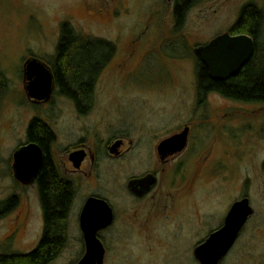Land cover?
I'll return each mask as SVG.
<instances>
[{"label":"rangeland","instance_id":"rangeland-1","mask_svg":"<svg viewBox=\"0 0 264 264\" xmlns=\"http://www.w3.org/2000/svg\"><path fill=\"white\" fill-rule=\"evenodd\" d=\"M245 4L261 12L256 38L263 53L264 0H188L178 23L174 0H0V253H26L42 235L36 185L21 184L12 168L36 118L54 131V160L75 187L64 243L46 264H77L82 257L78 216L90 190L105 192L115 211L100 264H201L195 246L242 196L253 212L217 264H264V102L196 95L193 81L192 48L232 27ZM62 30L107 48L75 54L76 62L92 51L95 61L105 60L78 105L54 84L46 99L25 90V61L35 58L51 70ZM182 124L191 128L183 155L161 163L148 153L145 137L154 147ZM86 129L92 137L80 144ZM121 134H127L124 154L108 160L99 145ZM78 144L88 150L89 178L67 171V151ZM144 166L156 169L158 179L132 200L125 182Z\"/></svg>","mask_w":264,"mask_h":264},{"label":"water","instance_id":"water-1","mask_svg":"<svg viewBox=\"0 0 264 264\" xmlns=\"http://www.w3.org/2000/svg\"><path fill=\"white\" fill-rule=\"evenodd\" d=\"M253 50V40L246 34H219L207 43L193 49L194 54L205 65L210 78L222 80L235 73L250 57ZM24 75L27 80L25 90L33 99H46L52 86V76L49 70L35 58L27 59L24 65ZM186 128L180 133L162 139L157 146L158 152L179 150L185 143ZM83 157L81 151H73L69 158L78 165ZM42 161V151L35 142H28L18 147L13 153L14 177L23 183L30 182ZM155 176L151 173L141 177L131 178L128 188L135 194L146 192L154 183ZM253 208L248 198L243 196L232 202L224 216L223 224L212 231L208 237L194 248V256L201 264H217L221 257L231 248L235 238L252 214ZM111 208L107 202L95 196H89L84 201L79 214V227L84 241V253L77 264H100L103 248L97 238V232L112 222Z\"/></svg>","mask_w":264,"mask_h":264},{"label":"flooded vegetation","instance_id":"flooded-vegetation-1","mask_svg":"<svg viewBox=\"0 0 264 264\" xmlns=\"http://www.w3.org/2000/svg\"><path fill=\"white\" fill-rule=\"evenodd\" d=\"M237 19H238V17H237ZM234 24H235V22H234ZM233 27H234V25L232 27L228 28L227 30H224L223 32L216 34L215 36H217L219 34H222V33H225V32L228 33L229 35L246 34L253 40V50H252V53H251L250 57L247 59V61H245L238 68V70L235 73L227 76L226 78L222 79L221 81L225 82L228 85L227 87H228L230 92H239V93H242V94L250 93V97L245 96L244 98L238 100V101H240L243 104L264 102V89L259 87L257 85V82H256V84L254 83L251 86L246 85V83H242L243 80H246L248 70H253L255 72V74L256 73L261 74V72L264 71V62H263L264 56L262 54H258V50H257V45L258 44H257V41L254 38L252 33L240 32V31L233 32L232 31ZM234 30H237V29H234ZM104 42L105 41H100V40H94L93 41V43H96V44L101 45V46H102V43H104ZM207 42H204V43H201V44H198V45H203V44H205ZM198 45H196V46H198ZM195 47L192 48L193 59H194L193 60V62H194L193 81H194L195 94L196 95H199V94L205 95V94H208V93L220 94V92L212 85L213 84L212 81L214 79L210 78V76L208 74V70L206 69L205 65L194 54L193 49ZM109 53H108V55H109ZM104 63L105 62H103V60L92 61L90 66L88 67L89 68L88 71H86L85 73H80L81 71H77V69H74V70L66 72L67 74L65 73L66 78L70 79L72 77H77V78H80V79H84L80 83H85L88 86L89 92L92 93V88H93L94 81L97 79V77H99V73L101 71V67H102V65H104ZM54 65H55V63L52 64V69L51 70L49 68H47V69L49 70V72H50V74L52 76V85L54 84L55 88H57L58 91L62 93L63 89L61 88V85L58 83V80L56 78V68H55ZM256 75H258V74H256ZM201 78L203 79L202 83H201ZM206 80H207V82H206ZM238 81H240L239 87L237 85ZM51 87H53V86H51ZM67 88H68V90L75 92L77 95L81 94V92H82V91L81 92L78 91V90H81L80 86H73V85L71 86V85H69V86H67ZM64 95H66V94H64ZM229 98H231V97H229ZM72 99H74V98H72ZM231 99L234 100V98H231ZM34 100H39V99H34ZM74 102H75V104L78 105V103L80 101L77 103L76 100L74 99ZM80 110H82V109H80ZM41 123H43L48 128L50 133L52 134V137H51L52 139L50 138L51 140L47 137V141H48L47 144H46L47 150L45 151L44 147L42 146V143L44 145V139H46V136H44L41 133H39V131L35 132L36 133V135H35L36 140H30L26 136L25 137L26 138L25 142L19 144L18 147H20V146H22V145H24V144H26L28 142H35L41 148L42 161H41L40 166L38 167L36 175L34 176V178L30 182L34 183L36 185L39 203H40L41 208H42V217H44L43 216L44 215L43 207H42V203H41L40 198H39V190H38L39 178L43 174V170L46 173L50 172L49 175L54 174L58 178V180L68 184V186L71 189L70 202H71L73 194L75 192V187H74V184H73L74 179L71 178L70 175H68L70 177L63 176L64 174L59 171V169L57 167V164H56V162L54 160V154L52 153V142L56 138V136L54 134V131L52 130V128L50 127V125L47 122H41ZM184 128H186V130H187L186 131V137H185L184 145L179 150L170 151V152L165 153L164 155H161L158 152V149H157L158 143L162 139H164L166 137H169V136H171L173 134H176V133H180L181 131H183ZM85 132H87V133H83V134H81L79 136V142L78 143L83 144L86 140L91 139L92 136L90 135V132L87 131V129L85 130ZM190 133H191L190 126L188 124H182L179 128L175 129L171 133H169V134L163 136L162 138H160L156 142L154 147L152 145V140H151L150 136L145 137V139L143 141H144L145 144H147L146 146L148 147V153L149 154L154 152V154H156V156L159 158V161L161 163H166L168 159L174 158V157L180 155L181 153H182L181 155H183L184 150L188 146L187 144L190 143V139H189L190 138V135H189ZM126 136H127V134H121V135L113 137L114 139L113 138L111 139V137H110V139L108 138V140H106V143L104 144V146L99 145V150L101 151V153H103L104 157L108 158V160L117 159L118 157L122 156V154H124L123 146H124V143H126V140H125ZM132 139H134V138H132ZM134 141H135V139H134ZM73 151H81L83 153V157L79 161L78 165H74L73 161L69 158V154L71 152H73ZM46 155H48V157H49L48 159L49 160L45 163V156ZM87 157L89 158L88 150H87V148L85 146H81V145L78 144V145H75V146L71 147L67 151L68 163L71 164L70 169H68L67 171L69 173L71 172L72 175L81 174L82 178H83V176L85 178H89L90 175H88V174H91L92 168L88 170V165H90V163H89V161H87ZM141 171L142 172H140L139 174H133V175L129 176L127 178L126 182H125V188H126L127 194L132 200H136V199L141 198L144 195H146L152 189V187H153V185L155 183L146 192H144V193H142L140 195H137V194L133 193L128 188V186H127L128 180H130L131 178H135V177H141V176H143L145 174H148V173H151V174H153L155 176V178H156L155 182L158 179L157 172H156L157 170L156 169L152 170V169H149L146 166H144L143 168H141ZM244 182L246 183V178H245ZM22 183L23 182H21V184ZM240 185H241V188L243 189V185L244 184L241 182ZM89 196H95V197H98V198H101V199L105 200L107 202V204L109 205V207L111 208V212H112V217H113L112 218V222L108 226H106L104 228H101L97 232V238L99 239V241H100V243L102 245V248H103V252H102V256H103L106 253V247H105L103 234L106 233L107 230L110 228V226L113 224L114 217H115V211H114V208H113V204H112L111 198L109 196H107L105 192H103V191L102 192H91V190H90L89 194L85 195V197L83 199V202H82V205H83L84 201L86 200V198L89 197ZM69 205H70V203H69ZM82 205H81V208H82ZM67 211H68V209H67ZM67 211H66L65 217L67 216ZM43 222H44V218H43ZM78 226H79V216H78ZM242 226H241V228H242ZM79 229H80V227H79ZM42 232H43V230H42ZM239 232H240V230H239ZM80 233H81L80 235H81V238H82V241H83V236H82L81 229H80ZM84 248H85V246H84Z\"/></svg>","mask_w":264,"mask_h":264},{"label":"trees","instance_id":"trees-1","mask_svg":"<svg viewBox=\"0 0 264 264\" xmlns=\"http://www.w3.org/2000/svg\"><path fill=\"white\" fill-rule=\"evenodd\" d=\"M187 1L188 0H174L173 16L175 23H178L180 20ZM261 18V12L257 10L253 4H245L239 11L238 19L235 21L234 28L241 32L252 33L258 44L259 42L255 33L258 32ZM93 41L94 40L92 39H85L83 42H78L73 33L69 36L68 31L66 32L62 30L57 45V52L54 57L56 78L63 89L62 93L74 98L77 103L82 100L83 96L89 95L88 86L85 83H80L82 82V79L80 78L72 77L67 79L65 73L74 69L81 71L80 73H85L88 71L91 62L95 61V56H93L95 54L94 51L90 52L82 61L76 62V60H74L75 54L83 47L99 46V48L103 47L104 49H107L104 45H98L93 43ZM258 54L264 56V51L263 53ZM256 74L253 70H248L246 80H243L242 83L251 86L257 82V85L264 89V71H262L261 74ZM202 81L203 79L201 78V83ZM212 83L220 94L225 97H231L234 99H242L245 96L250 97V93L242 94L239 92H230L227 87L228 85L221 80H213ZM239 83L240 81H238V87L240 85ZM69 85L80 86L81 90L78 91L83 92H81L80 95H77L75 92L68 90L67 86ZM41 122L42 121H38L36 118H32L27 125L26 136L30 140H36V131H39V133L46 136V139H44V145L42 143V146L46 151V144L48 142L47 137L50 139L52 134ZM48 158V155H46L45 163L49 160ZM49 173H46L43 170V174L39 178V198L44 213V226L40 239L36 245L26 253H0V264H46L60 251L65 240V214L71 199V189L68 184L58 180L54 174L49 175Z\"/></svg>","mask_w":264,"mask_h":264},{"label":"bare ground","instance_id":"bare-ground-1","mask_svg":"<svg viewBox=\"0 0 264 264\" xmlns=\"http://www.w3.org/2000/svg\"><path fill=\"white\" fill-rule=\"evenodd\" d=\"M74 34V33H73ZM104 57H106V56H104ZM101 60H104V58L103 59H101ZM13 168V167H12Z\"/></svg>","mask_w":264,"mask_h":264}]
</instances>
